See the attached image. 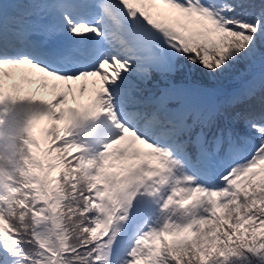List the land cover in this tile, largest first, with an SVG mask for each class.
<instances>
[{
  "label": "snow or ice",
  "instance_id": "6c2138e0",
  "mask_svg": "<svg viewBox=\"0 0 264 264\" xmlns=\"http://www.w3.org/2000/svg\"><path fill=\"white\" fill-rule=\"evenodd\" d=\"M0 264H264V0H0Z\"/></svg>",
  "mask_w": 264,
  "mask_h": 264
},
{
  "label": "rangeland",
  "instance_id": "374dc122",
  "mask_svg": "<svg viewBox=\"0 0 264 264\" xmlns=\"http://www.w3.org/2000/svg\"><path fill=\"white\" fill-rule=\"evenodd\" d=\"M93 80H97L98 81V78H89L88 80V89L86 91V93H89L88 95L84 96L82 99V102H86L89 98V96L92 94L93 92V89L94 87L98 86V85H94L93 84ZM77 82H75L76 84ZM75 86V85H74ZM40 92L43 93L44 97H47L46 94H49L48 98L47 99H51V90L50 89H41ZM77 96L79 97V91L77 89Z\"/></svg>",
  "mask_w": 264,
  "mask_h": 264
},
{
  "label": "trees",
  "instance_id": "16d2710c",
  "mask_svg": "<svg viewBox=\"0 0 264 264\" xmlns=\"http://www.w3.org/2000/svg\"><path fill=\"white\" fill-rule=\"evenodd\" d=\"M222 85L223 86H225V90L227 89V88H229L230 87V82H228V81H224L223 83H222ZM222 87V86H221Z\"/></svg>",
  "mask_w": 264,
  "mask_h": 264
}]
</instances>
